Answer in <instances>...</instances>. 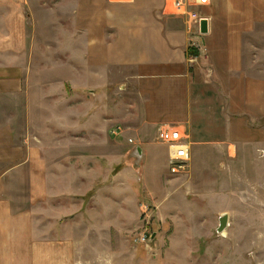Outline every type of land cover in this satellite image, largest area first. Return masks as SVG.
I'll list each match as a JSON object with an SVG mask.
<instances>
[{
  "label": "rangeland",
  "instance_id": "rangeland-1",
  "mask_svg": "<svg viewBox=\"0 0 264 264\" xmlns=\"http://www.w3.org/2000/svg\"><path fill=\"white\" fill-rule=\"evenodd\" d=\"M13 1L22 7L26 29L16 21L7 35L8 26L0 22V177L14 168L4 174L3 199L34 210L33 168L41 164V208L50 209L52 193L58 228L52 236L76 245L74 264H264V117L258 139L250 146L242 142L241 153L225 166L203 156L187 172L172 175L168 149L155 140L137 167L130 152L146 141L109 118L120 110L112 99L116 91L107 97L97 82L82 91L79 69L75 92L64 75V43L33 53L31 7L48 19L64 14L67 0ZM43 27L47 35L64 39L65 29ZM25 31L29 65L45 74L30 76L25 84L15 74L7 86L2 51L7 43L19 47ZM256 33L264 52V25ZM18 52L25 53L13 51L14 70L25 64ZM57 69L63 74L53 75ZM260 72L264 76V69ZM224 214L225 235L218 231Z\"/></svg>",
  "mask_w": 264,
  "mask_h": 264
},
{
  "label": "crops",
  "instance_id": "crops-1",
  "mask_svg": "<svg viewBox=\"0 0 264 264\" xmlns=\"http://www.w3.org/2000/svg\"><path fill=\"white\" fill-rule=\"evenodd\" d=\"M66 2L69 7L64 14H51L48 19L37 13V7H31L33 53L36 55L45 44L64 43V75L76 87L75 92L79 91V80L74 75L79 69L82 91L90 90L87 86L95 82L105 94L116 91L112 99L120 110L108 117L129 125L131 132L146 141L133 147L142 148L143 162L163 125L184 129L190 164L207 156L225 166L229 157L241 153L242 142L250 146L258 139L257 125L264 117V76L260 72L264 52L258 46L262 37L259 33L256 36V31L264 25V0H211L203 9L210 20V32L197 37L190 34L183 19L163 13L165 0ZM21 8L13 0L0 2V22L8 26L7 35L13 33L10 24L14 26L16 21L18 28H25ZM47 24L65 29L64 39L47 35L43 29ZM19 30L17 36L21 38ZM28 36L25 31L19 47L7 43L2 51L7 52V64L3 65L9 67L3 74L7 86L8 77L15 74L22 77L23 84L30 76L45 74L29 65ZM193 40L201 46L196 62L190 61V55L198 53L191 47ZM13 51L25 52L17 54L25 61L20 70L12 69ZM59 70L52 74L62 75ZM24 153L31 154V149ZM33 153L39 152L34 149ZM41 166L35 163L33 168L34 210H20L14 201L3 199L4 174L14 168L0 177V264H74L76 245L59 243L55 238L57 212L53 210L52 193L47 195L50 209L41 208L45 196Z\"/></svg>",
  "mask_w": 264,
  "mask_h": 264
},
{
  "label": "built area",
  "instance_id": "built-area-1",
  "mask_svg": "<svg viewBox=\"0 0 264 264\" xmlns=\"http://www.w3.org/2000/svg\"><path fill=\"white\" fill-rule=\"evenodd\" d=\"M211 4V0H165L163 13L168 16L178 17L188 25L193 37L201 36L200 22L204 15L203 9ZM191 47L198 53L190 55V61L196 62L201 55V46L192 41ZM158 140L165 144L169 150V171L172 175L188 171L191 152L188 137L183 128L176 125H163L160 128ZM145 242L147 239H141Z\"/></svg>",
  "mask_w": 264,
  "mask_h": 264
},
{
  "label": "water",
  "instance_id": "water-1",
  "mask_svg": "<svg viewBox=\"0 0 264 264\" xmlns=\"http://www.w3.org/2000/svg\"><path fill=\"white\" fill-rule=\"evenodd\" d=\"M210 32V20L209 18H203L200 22V33L202 35H207ZM131 156L135 159V163L137 167H140L142 162V148L140 146H136L133 151L131 152ZM228 225V218L224 214L220 217V225L218 228L219 232H223Z\"/></svg>",
  "mask_w": 264,
  "mask_h": 264
},
{
  "label": "bare ground",
  "instance_id": "bare-ground-1",
  "mask_svg": "<svg viewBox=\"0 0 264 264\" xmlns=\"http://www.w3.org/2000/svg\"><path fill=\"white\" fill-rule=\"evenodd\" d=\"M223 233H225V231H224V232H222L221 234H223ZM223 235H225V234H223Z\"/></svg>",
  "mask_w": 264,
  "mask_h": 264
},
{
  "label": "trees",
  "instance_id": "trees-1",
  "mask_svg": "<svg viewBox=\"0 0 264 264\" xmlns=\"http://www.w3.org/2000/svg\"><path fill=\"white\" fill-rule=\"evenodd\" d=\"M193 52V51H192ZM194 53V52H193Z\"/></svg>",
  "mask_w": 264,
  "mask_h": 264
}]
</instances>
